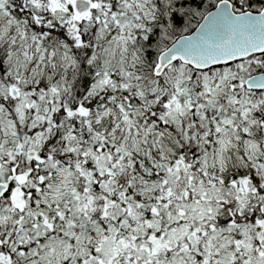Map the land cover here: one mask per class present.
<instances>
[{"label":"snow or ice","instance_id":"1","mask_svg":"<svg viewBox=\"0 0 264 264\" xmlns=\"http://www.w3.org/2000/svg\"><path fill=\"white\" fill-rule=\"evenodd\" d=\"M0 264H264V0H0Z\"/></svg>","mask_w":264,"mask_h":264}]
</instances>
